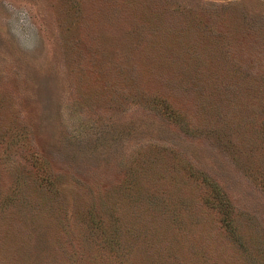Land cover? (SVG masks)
Listing matches in <instances>:
<instances>
[{
	"label": "rangeland",
	"instance_id": "obj_1",
	"mask_svg": "<svg viewBox=\"0 0 264 264\" xmlns=\"http://www.w3.org/2000/svg\"><path fill=\"white\" fill-rule=\"evenodd\" d=\"M0 264H264V0H0Z\"/></svg>",
	"mask_w": 264,
	"mask_h": 264
},
{
	"label": "trees",
	"instance_id": "obj_2",
	"mask_svg": "<svg viewBox=\"0 0 264 264\" xmlns=\"http://www.w3.org/2000/svg\"><path fill=\"white\" fill-rule=\"evenodd\" d=\"M47 185H48V186L50 185V187H51L52 189H53V187H54V185H53L52 182H49Z\"/></svg>",
	"mask_w": 264,
	"mask_h": 264
}]
</instances>
